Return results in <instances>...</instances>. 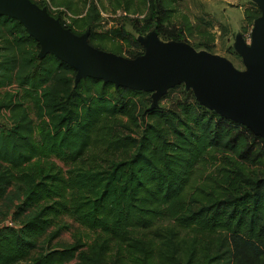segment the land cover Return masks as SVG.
<instances>
[{
  "label": "trees",
  "instance_id": "16d2710c",
  "mask_svg": "<svg viewBox=\"0 0 264 264\" xmlns=\"http://www.w3.org/2000/svg\"><path fill=\"white\" fill-rule=\"evenodd\" d=\"M32 1L84 34L45 1ZM143 1L144 18L135 20L143 35L156 30L163 41L212 53L211 33L193 43L198 33L188 15L178 14L181 0ZM252 5L244 11L250 31L261 15ZM100 19L91 3L92 46L122 56L103 47L118 42L140 49L127 58L144 53L124 28L93 32ZM40 50L19 21L0 17V114H7L0 126V201L9 210L22 205L11 217L19 227H0V264H264V139L202 106L184 85L150 110V93L92 78L76 85L72 67L53 55L40 60ZM32 113L43 121L41 145ZM44 151L70 169L34 165ZM218 155L217 177L197 186ZM64 217L92 232V241L48 249L69 230Z\"/></svg>",
  "mask_w": 264,
  "mask_h": 264
},
{
  "label": "water",
  "instance_id": "95a60500",
  "mask_svg": "<svg viewBox=\"0 0 264 264\" xmlns=\"http://www.w3.org/2000/svg\"><path fill=\"white\" fill-rule=\"evenodd\" d=\"M251 1L261 15L254 21L250 42L238 33L233 44L243 70L187 42L163 41L156 30L137 38L144 53L136 58L101 50L90 44L89 31L74 34L32 0H0V17L24 26L40 44V60L53 55L72 67L76 85L92 78L116 89L150 93V110L157 109L171 89L184 85L202 106L264 139V0Z\"/></svg>",
  "mask_w": 264,
  "mask_h": 264
},
{
  "label": "rangeland",
  "instance_id": "374dc122",
  "mask_svg": "<svg viewBox=\"0 0 264 264\" xmlns=\"http://www.w3.org/2000/svg\"><path fill=\"white\" fill-rule=\"evenodd\" d=\"M49 3L59 9L64 10L68 14L64 16V21L68 26H71L78 33H85L91 29L88 21V11L91 3H95L98 6L100 12V22L92 27L93 32L97 34H105L113 29L124 28V30L131 34L132 37L138 38L145 36L141 32L142 24H137L135 20H142L145 13V4L143 0H89L86 3L85 0H71V2L64 1L63 4H54L51 0ZM251 0H181L177 6L178 14H186L191 19L192 23L196 27L198 36L193 40L195 45L201 42V33H211L215 37V44L212 53L223 56L233 62L236 68L243 70L244 65L241 58L235 55L230 47L234 44L235 36L241 33L248 42H250L249 34L251 25L245 19L244 11L246 9L252 10ZM70 7V8H68ZM62 11L58 12L63 19ZM127 14V16H125ZM177 14V16H178ZM177 16L175 20H177ZM136 26V27H135ZM138 27V28H137ZM106 49H119L122 51V56L127 57L131 53L140 51V49L122 43H107L103 45ZM200 50L199 47H197ZM17 89L16 87L13 90ZM8 90V89H7ZM6 90V91H7ZM12 90V89H11ZM5 92V90L3 91ZM144 101H148L145 97ZM166 101L160 102L159 105H164ZM147 105V103H145ZM36 123V136L39 144L41 145V132L43 129V121L39 120L34 113L31 114ZM7 124V114L5 112L0 114V126ZM221 157L218 155L217 160H210L207 165L204 166V179H199L196 182L197 186L207 181L208 176L214 175L217 177L216 171L219 169V165L222 162L219 160ZM46 163H56L61 169L67 171L70 169V165L57 160L47 151H44L39 160L33 161L34 165ZM22 207L21 202H17L16 206L9 210L5 207V202L0 201V226L10 219L13 214L20 210ZM62 225H67L69 230H64L59 238L54 240L50 244H46L49 248H58L59 245L72 244L78 238L83 243H90L94 237V234L89 230L80 227L72 218L64 217L61 222ZM165 225L166 222H164ZM54 229H51L53 231ZM72 264V263H71ZM127 264H158L155 260L144 261L141 259H133Z\"/></svg>",
  "mask_w": 264,
  "mask_h": 264
},
{
  "label": "built area",
  "instance_id": "2783aa9c",
  "mask_svg": "<svg viewBox=\"0 0 264 264\" xmlns=\"http://www.w3.org/2000/svg\"><path fill=\"white\" fill-rule=\"evenodd\" d=\"M37 1H45L46 3H48V6H49L50 10H51L55 15H58V12H59V11H60V12L62 11L63 13H61V14H63V20H64V16L68 14L66 11L64 12V10H59V9L53 7V6L49 3V0H37ZM125 16H127V14H125ZM249 39H250V34H249ZM5 225H7V226H9V227H12V228H18V227H19V223L15 222L12 218L7 219V220H6L1 226H5ZM1 226H0V227H1ZM24 264H34V263H32V262H28V263H24Z\"/></svg>",
  "mask_w": 264,
  "mask_h": 264
}]
</instances>
